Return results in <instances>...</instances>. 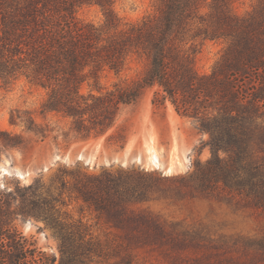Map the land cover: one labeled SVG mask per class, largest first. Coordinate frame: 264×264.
Here are the masks:
<instances>
[{
  "label": "trees",
  "instance_id": "trees-1",
  "mask_svg": "<svg viewBox=\"0 0 264 264\" xmlns=\"http://www.w3.org/2000/svg\"><path fill=\"white\" fill-rule=\"evenodd\" d=\"M115 1L0 0V80L9 84L24 77L42 88L40 112L68 118L70 129L82 138L106 133L125 106L154 88L152 104L170 103L209 135L210 157L193 174L199 190L236 195L264 209V0H253L243 15L233 12L234 0H155L154 11L135 22L118 16ZM90 5L99 7L101 22L78 16L81 7ZM198 38L225 42L208 73L194 65ZM133 55L146 62L144 70L130 81L102 88V71L121 72ZM111 138L124 145L123 135ZM23 144L0 129V153ZM142 181L139 173L122 178L103 171L84 175L74 188L95 210L115 209L119 215L122 198L144 200ZM27 194L38 197L37 187L0 190V264H98L108 259L139 264L133 249L160 242L168 233L150 213L125 210L123 218L111 221L119 232L105 240L80 221L57 223L59 255H48L13 224L17 214H28L14 205Z\"/></svg>",
  "mask_w": 264,
  "mask_h": 264
},
{
  "label": "rangeland",
  "instance_id": "rangeland-1",
  "mask_svg": "<svg viewBox=\"0 0 264 264\" xmlns=\"http://www.w3.org/2000/svg\"><path fill=\"white\" fill-rule=\"evenodd\" d=\"M252 4L253 0H234L231 7L243 15ZM114 9L122 20L135 22L154 11L155 0H116ZM207 10L206 4L202 12ZM78 16L102 20L96 5L81 7ZM196 47L195 68L208 73L225 42L198 38ZM145 66L143 59L133 55L121 72L102 71L100 86L130 81ZM87 90L84 85L83 91ZM153 91L146 89L135 103L125 106L106 133L82 138L70 129L68 118L40 112L45 97L42 88L24 77L9 84L0 80V129L24 141L21 147L1 150L0 190L31 184L38 195L27 194L21 203H14L28 212L15 216V228L38 249L58 256L57 223L80 221L93 236L105 240L119 232L111 221L123 218V211H145L168 233L160 242L133 249L139 264H264V209L251 207L236 195L199 190L193 174L210 157L209 135L170 103L152 104ZM111 134L123 135L124 145L114 143ZM103 171L120 173L122 178L128 172L142 174L147 189L144 200L128 203L122 198L119 215L115 209L109 213L95 210L74 186L84 175ZM44 198L54 200L46 206Z\"/></svg>",
  "mask_w": 264,
  "mask_h": 264
}]
</instances>
